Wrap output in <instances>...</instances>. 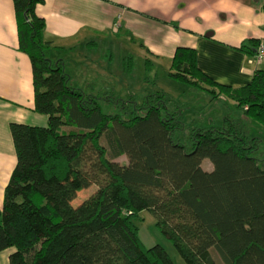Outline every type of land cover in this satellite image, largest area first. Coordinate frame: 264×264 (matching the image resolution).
I'll use <instances>...</instances> for the list:
<instances>
[{
    "label": "trees",
    "instance_id": "16d2710c",
    "mask_svg": "<svg viewBox=\"0 0 264 264\" xmlns=\"http://www.w3.org/2000/svg\"><path fill=\"white\" fill-rule=\"evenodd\" d=\"M13 2L20 49L33 66L34 110L48 125L10 126L17 165L0 210V253L15 249L10 264H174L163 246L144 245L134 222L144 211L187 264H264L260 139L231 117L186 128L161 91L141 103L113 96L120 111L104 113L99 97L72 86L62 60L47 57L52 42L36 14L44 0ZM259 43L248 39L238 49L252 56ZM170 76L213 100L230 98L264 125V70L233 88L198 67L195 49L179 47ZM122 156L127 163L116 161ZM94 184L96 192L74 206Z\"/></svg>",
    "mask_w": 264,
    "mask_h": 264
},
{
    "label": "crops",
    "instance_id": "0c3cea01",
    "mask_svg": "<svg viewBox=\"0 0 264 264\" xmlns=\"http://www.w3.org/2000/svg\"><path fill=\"white\" fill-rule=\"evenodd\" d=\"M36 14L45 20V39L52 42L47 57L62 60L66 72L59 53L77 47L96 51L108 33L111 40L113 34L123 39L120 31L143 45L139 50L151 56V66L155 58L172 62L177 48L187 47L196 50L198 67L206 75L233 88L249 84L264 70V62L250 64L238 49L245 40H264V0H44ZM34 103L33 66L20 49L14 2L0 0V210L17 165L11 124L48 125ZM14 251L1 252L0 264H10Z\"/></svg>",
    "mask_w": 264,
    "mask_h": 264
},
{
    "label": "rangeland",
    "instance_id": "374dc122",
    "mask_svg": "<svg viewBox=\"0 0 264 264\" xmlns=\"http://www.w3.org/2000/svg\"><path fill=\"white\" fill-rule=\"evenodd\" d=\"M113 35L111 40V33H108V41L103 40L96 51H85L77 47L73 52L59 53L66 60L72 86L99 97L104 113L115 114L120 111L119 103L113 96L121 100L133 96L141 103L150 92L161 91L170 97V110L180 113L186 128L218 127L226 117L239 121L241 129L245 130L249 138L260 139L256 157L264 159V125L245 116L236 102L230 98L213 100L209 92L172 78L171 61H159L155 58L151 61L156 65L151 66L150 60L147 59L151 56L146 57V54L139 50L143 45L127 39L124 32L120 31L123 39H117L118 36ZM102 144L108 148L112 158V151L105 137L102 138ZM116 161L123 164L127 163L128 159L122 156ZM203 168L212 170L213 165L205 160ZM97 188L94 184L80 191L73 201L74 206L90 197ZM134 222L140 228L141 239L147 248L159 244L166 249L174 264H187L171 240L157 227L156 218L151 212H141ZM213 255L220 260L215 252Z\"/></svg>",
    "mask_w": 264,
    "mask_h": 264
},
{
    "label": "built area",
    "instance_id": "2783aa9c",
    "mask_svg": "<svg viewBox=\"0 0 264 264\" xmlns=\"http://www.w3.org/2000/svg\"><path fill=\"white\" fill-rule=\"evenodd\" d=\"M262 62H264V40L260 41L256 52L252 56H249L250 64Z\"/></svg>",
    "mask_w": 264,
    "mask_h": 264
},
{
    "label": "water",
    "instance_id": "95a60500",
    "mask_svg": "<svg viewBox=\"0 0 264 264\" xmlns=\"http://www.w3.org/2000/svg\"><path fill=\"white\" fill-rule=\"evenodd\" d=\"M211 35H212V33H208L206 36H207V37H210Z\"/></svg>",
    "mask_w": 264,
    "mask_h": 264
}]
</instances>
